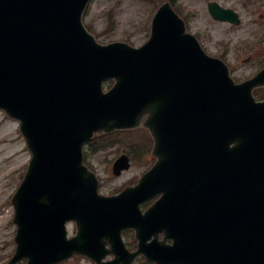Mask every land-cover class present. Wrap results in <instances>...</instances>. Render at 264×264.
<instances>
[{"label":"water","instance_id":"water-1","mask_svg":"<svg viewBox=\"0 0 264 264\" xmlns=\"http://www.w3.org/2000/svg\"><path fill=\"white\" fill-rule=\"evenodd\" d=\"M88 2L0 0V108L20 121L32 154L12 200L18 246L10 264L70 256L82 235L66 238L69 219L123 227L126 215L179 234L185 264H264V102L252 93L264 72L236 84L169 3L143 46L102 45L82 21ZM209 11L240 23L217 2ZM108 79L115 82L105 91ZM141 125L154 135L158 161L136 187L98 195L84 143ZM158 191L143 215L139 202ZM175 247L161 242L159 264L176 261L164 259Z\"/></svg>","mask_w":264,"mask_h":264},{"label":"rangeland","instance_id":"rangeland-1","mask_svg":"<svg viewBox=\"0 0 264 264\" xmlns=\"http://www.w3.org/2000/svg\"><path fill=\"white\" fill-rule=\"evenodd\" d=\"M181 1L188 10L197 11V16L191 19L190 31L195 35L197 32L201 33L202 37L199 39L210 54L227 52L234 73L241 80L255 72L254 58L264 55V46L258 48L259 43L254 45L255 41L264 38V0H216L241 13L243 23L240 26L215 21L207 9V2L211 0ZM116 3L115 30L105 31L107 17L104 11ZM150 10L151 6L141 0H96L84 22L94 26L103 43L122 40L139 46L149 38L146 25ZM250 55L254 58L244 62ZM18 125L16 120L8 118L0 110V247H5V251L13 247L12 239L15 234V226L10 223L14 213L10 197L20 183L23 168L30 158ZM95 163L103 178L102 191L105 193L125 184L144 170L134 166L122 177L113 178L107 173L108 165L101 158L96 159Z\"/></svg>","mask_w":264,"mask_h":264},{"label":"flooded vegetation","instance_id":"flooded-vegetation-1","mask_svg":"<svg viewBox=\"0 0 264 264\" xmlns=\"http://www.w3.org/2000/svg\"><path fill=\"white\" fill-rule=\"evenodd\" d=\"M135 146V145H134ZM124 146L119 141L108 140V141H91L88 151H87V160L91 165V169L95 170L100 177L101 184L103 183V178L98 172V168L96 166L95 160L101 158L103 162L108 165V171L113 170V164L115 160H117L121 155H128L132 166H137L140 168H144L145 164L150 162L151 159L149 157H145V152L142 148L138 146ZM144 163V164H143ZM140 164V165H137ZM128 171H123L119 176H112L113 178H120L124 173ZM143 173V171L131 179L129 182L115 187L110 190L106 194H117L119 193L125 186L133 185L137 183L139 176ZM102 189V188H101ZM159 192V191H158ZM162 194V192H160ZM158 195H151L146 198L142 202H140V207L143 213L155 202V200L159 197ZM128 220H126V227H120L118 223H111L107 221H93L91 222V231H90V239L91 245L88 247V251L91 255H85L83 253H77L71 259L64 261L62 263L55 264H119L120 259V250L122 251V261L124 264H155L149 260H147L143 255H139L133 261H131V255L129 253H133L138 249L139 241L136 237L137 231L144 234V230L147 228V223L142 218L138 220H133L129 215H127ZM73 233L77 232L75 225L72 227ZM181 231V230H180ZM148 234V232H147ZM159 237L163 238V233L158 232ZM172 236V235H171ZM152 239L149 238V241ZM174 236L170 237L167 242L173 243ZM177 239V238H176ZM121 241L124 242V245L128 252H123L121 248ZM15 247L10 248V251L13 252ZM119 256V257H118ZM170 257H174L177 262L180 257V253H174ZM8 258L3 259L1 264H5ZM121 260V259H120ZM27 259L20 260L18 264H26Z\"/></svg>","mask_w":264,"mask_h":264}]
</instances>
